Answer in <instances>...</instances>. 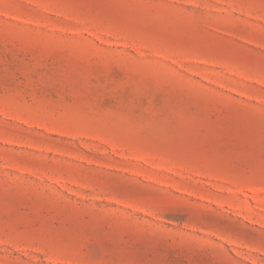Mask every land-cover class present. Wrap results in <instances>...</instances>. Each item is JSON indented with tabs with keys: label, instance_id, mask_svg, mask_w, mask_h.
I'll return each mask as SVG.
<instances>
[{
	"label": "rangeland",
	"instance_id": "1",
	"mask_svg": "<svg viewBox=\"0 0 264 264\" xmlns=\"http://www.w3.org/2000/svg\"><path fill=\"white\" fill-rule=\"evenodd\" d=\"M0 264H264V0H0Z\"/></svg>",
	"mask_w": 264,
	"mask_h": 264
}]
</instances>
